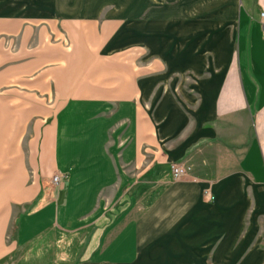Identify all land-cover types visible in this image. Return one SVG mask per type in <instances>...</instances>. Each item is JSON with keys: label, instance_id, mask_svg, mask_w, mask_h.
I'll list each match as a JSON object with an SVG mask.
<instances>
[{"label": "crops", "instance_id": "1", "mask_svg": "<svg viewBox=\"0 0 264 264\" xmlns=\"http://www.w3.org/2000/svg\"><path fill=\"white\" fill-rule=\"evenodd\" d=\"M16 1L0 0V262L29 204L19 240L91 230V264H264V0Z\"/></svg>", "mask_w": 264, "mask_h": 264}, {"label": "rangeland", "instance_id": "2", "mask_svg": "<svg viewBox=\"0 0 264 264\" xmlns=\"http://www.w3.org/2000/svg\"><path fill=\"white\" fill-rule=\"evenodd\" d=\"M22 3L25 10L29 8L49 9L50 0H22L15 3ZM58 3V2H57ZM66 2L59 1V4ZM58 38L63 36L57 34ZM23 137H20L22 140ZM264 151V145H263ZM10 161L0 163L2 166H8ZM3 178L0 176V180ZM66 180V179H65ZM64 184V183H63ZM63 184L54 187L61 190ZM31 205H13L12 206V224L9 230V237L13 239V251L0 264H84L92 263L91 254L99 247L98 240H87L86 235L91 230L84 231H66L57 226L50 225L44 230L45 233L40 234L36 239L30 242L19 240V220L25 211ZM96 237V231L93 232Z\"/></svg>", "mask_w": 264, "mask_h": 264}, {"label": "built area", "instance_id": "3", "mask_svg": "<svg viewBox=\"0 0 264 264\" xmlns=\"http://www.w3.org/2000/svg\"><path fill=\"white\" fill-rule=\"evenodd\" d=\"M186 167L182 164L173 162L170 164V170L174 179H179L183 177L186 173ZM66 179V174L56 173L51 178V184L55 187L61 186ZM202 197L206 202H212L214 200V195L209 188H206L202 192Z\"/></svg>", "mask_w": 264, "mask_h": 264}]
</instances>
